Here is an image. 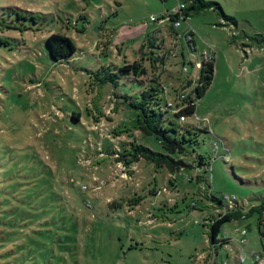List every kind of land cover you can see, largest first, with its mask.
Segmentation results:
<instances>
[{"label": "rangeland", "instance_id": "374dc122", "mask_svg": "<svg viewBox=\"0 0 264 264\" xmlns=\"http://www.w3.org/2000/svg\"><path fill=\"white\" fill-rule=\"evenodd\" d=\"M205 1L236 25L204 11L172 28L166 16L179 0H0V264L264 261L255 217L224 223L214 244L209 237L225 197L245 209L264 200V0ZM53 34L76 52L52 60ZM152 38L163 49L139 51ZM206 58L212 82L181 122L180 96H191L194 65ZM133 62L159 82L155 105L208 157L205 171L170 174L131 156L139 144L160 147L119 98L129 84L95 75Z\"/></svg>", "mask_w": 264, "mask_h": 264}, {"label": "trees", "instance_id": "16d2710c", "mask_svg": "<svg viewBox=\"0 0 264 264\" xmlns=\"http://www.w3.org/2000/svg\"><path fill=\"white\" fill-rule=\"evenodd\" d=\"M185 5L182 10L186 19L191 14H197L204 11L218 12L223 23L222 26L236 25L233 18L227 16L222 11L220 5L213 1L205 0H180ZM174 16H168V20L173 23ZM158 33V31H157ZM192 41L187 42L190 44ZM46 45L49 56L55 62L66 60L76 52V46L73 41L67 37L53 34L46 39ZM146 46V47H145ZM139 51L147 48L148 54L154 50L157 54L162 50L161 40L156 38L148 39ZM153 61L163 64L164 59L161 55L158 59L157 55L151 56ZM214 72L213 60L202 61L199 69V76L196 85L190 92V97H185V107L174 114L175 117H190L193 115L196 100L204 95L209 88ZM147 76L146 69L139 63L133 62L116 68L115 71L103 72V75L97 73L100 84L110 83L114 87L118 84L125 87L129 84V88L125 92H118L119 98L123 101L125 109L134 113L133 126L141 135L152 137L160 147V151H154L141 144L136 145L131 156L135 160L142 159L151 164L155 170L165 169L170 174L178 173L186 169H202L209 167V159L205 155L195 154L192 147L193 139L185 138L179 134L178 130L167 122L166 114L168 112L161 111L155 105L153 85L160 86L158 81L144 80ZM187 84V83H186ZM114 95H117L114 93ZM198 132L205 131L204 129ZM122 156V154H120ZM118 161V160H117ZM201 177H196L199 182ZM223 209L222 214H217L218 218H214L209 226V237L211 243H215L220 231V227L229 221H246L251 217H255L258 230L264 227V200L261 199L256 205L243 208L234 203L231 208L228 205L219 203ZM220 245H226L228 239L222 238ZM253 264H256L253 262Z\"/></svg>", "mask_w": 264, "mask_h": 264}, {"label": "built area", "instance_id": "2783aa9c", "mask_svg": "<svg viewBox=\"0 0 264 264\" xmlns=\"http://www.w3.org/2000/svg\"><path fill=\"white\" fill-rule=\"evenodd\" d=\"M184 9H185V5H184V3H182V2L179 0V3H178V6H177V9L174 10V12H173L172 14H168V15L166 16L167 18H168V16H174V18H172V20H173L172 28H173V27H179L181 22L188 21V19H186V18L183 16L182 10H184ZM150 21H154V19L151 17V18H150ZM184 37H185V39H186L187 42L191 41V40H192V39H191V37H192V33H191V31L188 30L187 33L184 35ZM206 60H211V59L206 58V59H204L203 61H206ZM200 64H201V63H200ZM200 64H197V63H196L194 66H197V67L200 69ZM182 71H183V72H186V71H187L186 67L183 66ZM180 99H181V100H184V99H185V96H184V95H181V96H180ZM172 107H174L172 103H166V104H165V108H172ZM184 107H185V106H183V108H184ZM181 109H182V108L178 109L177 112L180 111ZM186 118H187V117H185V116H180V117H179V120H180L181 122H184ZM225 160L227 161L226 158H225ZM224 200H225V203H226V204H227V203H230L229 200H228V198L225 197ZM232 201H233V198H232ZM227 205H228V208H231V206H233L234 204L230 203V204H227ZM223 211H224V210L222 209L221 214L223 213ZM236 231H237V233L241 236L240 242H241V243H244V239H243V237L245 236L246 231H245L244 229H237ZM252 259H253V262L256 263V264H264V261H263L262 259H260V257L257 256V255H255V254L252 255Z\"/></svg>", "mask_w": 264, "mask_h": 264}, {"label": "crops", "instance_id": "0c3cea01", "mask_svg": "<svg viewBox=\"0 0 264 264\" xmlns=\"http://www.w3.org/2000/svg\"><path fill=\"white\" fill-rule=\"evenodd\" d=\"M257 203H253L252 205H256ZM247 229H249V227H247Z\"/></svg>", "mask_w": 264, "mask_h": 264}]
</instances>
